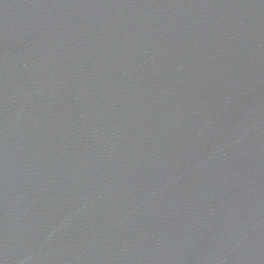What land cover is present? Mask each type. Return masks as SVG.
Returning a JSON list of instances; mask_svg holds the SVG:
<instances>
[{
  "label": "water",
  "instance_id": "water-1",
  "mask_svg": "<svg viewBox=\"0 0 264 264\" xmlns=\"http://www.w3.org/2000/svg\"><path fill=\"white\" fill-rule=\"evenodd\" d=\"M0 264H264V0H0Z\"/></svg>",
  "mask_w": 264,
  "mask_h": 264
}]
</instances>
